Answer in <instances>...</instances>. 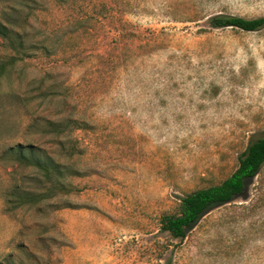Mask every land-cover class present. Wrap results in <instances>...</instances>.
Wrapping results in <instances>:
<instances>
[{
	"label": "rangeland",
	"instance_id": "obj_1",
	"mask_svg": "<svg viewBox=\"0 0 264 264\" xmlns=\"http://www.w3.org/2000/svg\"><path fill=\"white\" fill-rule=\"evenodd\" d=\"M218 13L264 0H0L29 53L0 76V264H264V166L184 239L160 224L264 135V27ZM14 53L0 35V62ZM16 145L72 191L18 205L49 185Z\"/></svg>",
	"mask_w": 264,
	"mask_h": 264
},
{
	"label": "trees",
	"instance_id": "obj_2",
	"mask_svg": "<svg viewBox=\"0 0 264 264\" xmlns=\"http://www.w3.org/2000/svg\"><path fill=\"white\" fill-rule=\"evenodd\" d=\"M209 23L213 27H238L248 31L259 30L264 27V16L248 19L238 15L218 13L210 17ZM0 35L7 38L15 50L14 55L7 61L0 62V76L7 70L8 65H12L19 60L29 56L24 49V36L20 33L10 32L9 29L0 23ZM53 130L58 124L51 121L48 124ZM65 124L64 127H66ZM20 162L35 165L44 174V182L49 186L38 192H17L14 189L12 197L18 205L25 202L38 203L47 197H54L60 192H71V187L61 178L64 177L65 165L62 162L48 158L47 162L43 158L29 156L26 148L16 145L10 148ZM30 153L34 154L33 147ZM264 166V135L249 142L246 149L240 154L237 168L223 181L217 184L194 189L184 193L179 198L178 208L174 211L164 212L160 218L161 228L170 233L175 238L184 239L199 221L201 216L209 209L228 203L243 194L249 179L257 176Z\"/></svg>",
	"mask_w": 264,
	"mask_h": 264
}]
</instances>
